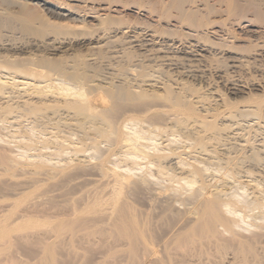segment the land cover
Wrapping results in <instances>:
<instances>
[{"label":"bare ground","instance_id":"bare-ground-1","mask_svg":"<svg viewBox=\"0 0 264 264\" xmlns=\"http://www.w3.org/2000/svg\"><path fill=\"white\" fill-rule=\"evenodd\" d=\"M121 29L125 61L108 76L87 60L112 51L50 58L30 41ZM209 49L213 69L191 54ZM260 49L264 0H0V245H30L39 264H215L199 257L210 246L229 264H264V140L247 135H264ZM138 67L135 86L126 71ZM211 83L220 103L201 91ZM234 125L240 151L218 152Z\"/></svg>","mask_w":264,"mask_h":264},{"label":"rangeland","instance_id":"rangeland-1","mask_svg":"<svg viewBox=\"0 0 264 264\" xmlns=\"http://www.w3.org/2000/svg\"><path fill=\"white\" fill-rule=\"evenodd\" d=\"M124 30V29H123ZM122 29L121 30H118L116 33H114V34H116V36H114L113 34H110L108 37L107 36H99V37H96L95 38V40H87V39H81V40H68V39H61V40H54L53 39V37H47L46 39H43L42 41L41 40H39V39H32V38H30V41H32V43L31 44H34V43H37V45H39V46H41L42 45V47H40V48H44L43 46V44H46V48H47V50L46 51H41V52H37L38 53V55L41 53H43L45 56L47 55L48 57H56L57 58V56L58 57H60V56H62V55H67V54H69V55H67V56H70V55H72V54H74V55H76V54H78V50H82V52H83V50H85L84 52H86L87 51V49L86 48H92V49H94L95 51L98 49H102V50H105V51H107V52H109V51H112V53H108L109 54V56L111 57V61H109V59H102V60H94V59H92V60H87L88 62H90V64H91V66H93V67H97V66H99L100 67V70H101V74H104L105 76H108L112 71H114L118 66L117 65H115V64H123L124 63V61H125V58L123 57H121L122 56V53H121V51H122V45H120V43L115 39V37L117 38L118 36H121V32L123 31ZM150 32V31H149ZM148 32V33H149ZM138 33V34H137ZM135 34H137L138 36H140V35H142V31L140 30V29H136L134 32H128L127 33V35H129V36H132V35H135ZM8 35H10V34H8ZM102 37V38H101ZM144 37V36H143ZM132 38V37H131ZM149 38V36H147V39ZM133 39V38H132ZM166 40V39H165ZM41 41V42H40ZM112 41H114V42H112ZM192 41V40H191ZM88 42H91L90 44L88 43ZM193 42V41H192ZM5 43H8V42H4V45L6 46V44ZM13 43H16V44H18L17 46H21V47H19V49H18V51L17 52H22V53H27L28 52V49L27 48H25L26 47V44H24V42H22V40H21V42L20 41H18L17 42V40L16 41H14ZM113 45H112V44ZM23 44V45H22ZM133 44H135V43H133ZM51 45V46H50ZM53 45V46H52ZM114 46V47H113ZM124 46H128V45H124ZM23 47V48H22ZM159 48V45L158 44H156L155 45V48ZM149 48V47H148ZM115 49V50H114ZM117 49V50H116ZM77 50V52H75ZM187 50H189L188 48H186V51ZM116 51H118V52H116ZM141 52H144V51H142V50H140ZM209 51L211 52V50L209 49L208 51H199L198 53H197V55H196V53L195 52H192L191 54H194L193 56H192V58L194 59H199V58H201V59H203L204 60V62L203 63H208L209 65H210V68L211 69H213L214 68V66H216V65H214V64H216V62L215 63H213L214 61H212V62H210L211 61V58L213 57V56H211V55H213L212 53L213 52H211V53H209ZM212 51H214V50H212ZM262 51V52H261ZM75 52V53H74ZM163 50H161L160 52H158L157 54H156V56L157 55H162L163 54ZM216 52V56L217 57H220V55L221 54H223V53H218V51H215ZM46 53V54H45ZM121 53V54H120ZM259 55H258V54ZM42 54V55H43ZM181 57L182 56H184V54H182V53H178ZM199 54V55H198ZM219 54V55H218ZM234 55L233 53H225V56H228V55ZM264 55V49L262 50V49H260V50H258V51H256V55H254L253 56V59H254V61H252L253 59L252 58H249V60H250V62L252 61V62H255L257 59L258 60H263L264 59V56H262V55ZM74 55H72V56H74ZM112 55V56H111ZM116 55V57H114ZM189 55V54H188ZM262 57H261V56ZM41 56V55H40ZM72 56H70V57H72ZM121 57V58H120ZM257 57V58H256ZM191 58V57H190ZM209 58H210V60H209ZM261 58V59H260ZM207 60V61H206ZM134 62V64H137V63H135V62H139V61H133ZM132 62V63H133ZM250 63L251 64V67L249 66V65H244V66H247V67H244V66H242L241 67V69H239V70H241V71H243V73L244 72H246V73H248V72H252V71H255L256 69L254 68V67H252L253 66V63ZM258 62H261V61H258ZM262 62H264V60L262 61ZM111 63H113V65H111ZM145 64L147 63L146 61L144 62ZM211 63V64H210ZM93 64V65H92ZM100 64V65H99ZM152 63H150L149 65H151ZM112 66V67H111ZM117 66V67H116ZM248 66H249V68L250 69H248ZM104 67V68H103ZM164 67V66H163ZM106 68V69H105ZM243 68V69H242ZM99 69V68H98ZM118 69V68H117ZM139 69V71H137V73H136V75H138V77L136 76V75H133V72H130V71H126V76H128V78H130L131 79V83L133 84V83H137V84H141V85H143L144 83H142V81H141V78H140V68L138 67L137 68V70ZM247 69V70H246ZM104 70H106V72L104 71ZM148 70H149V68H148ZM164 70V69H163ZM246 70V71H245ZM214 71V70H213ZM212 71V72H213ZM132 73V74H131ZM157 74V73H156ZM216 75H218V73L216 74ZM140 78V79H139ZM119 79V78H118ZM118 79H113V82L114 83H118V81L120 80H118ZM107 80H109V79H107ZM138 82H140V83H138ZM133 85H135V84H133ZM220 85V84H219ZM136 86V85H135ZM158 86H160V84H157L156 85V87H158ZM210 86H212V87H214L215 85H213L212 83L210 84ZM209 86V88L208 87H206V88H204V86H203V88L201 89V91L203 92V93H212L216 88L214 87V88H212V87H210ZM143 87H146L147 88V86H143ZM219 88H221L220 90H222V86H220ZM207 89V90H206ZM214 89V90H213ZM203 90H205V91H203ZM212 90V91H211ZM208 91V92H207ZM245 92H247V90H245ZM215 92H213L212 94H214ZM259 93V92H258ZM215 94H217V93H215ZM212 95L211 96V98H210V101H211V104H215V102L216 103H220L219 101V97L217 96V95ZM241 94V95H240ZM240 94H238L237 96H235V97H238V98H241V97H243V96H246L245 94H243V93H240ZM214 97V98H213ZM240 105V104H239ZM233 129L232 130H230V131H228V132H225L224 134H223V136H222V134H221V136L223 137V139L219 142V143H216V142H213V143H216V144H214V147H216L215 149H217V151L218 152H220V153H226L227 151H230V153L231 152H234V151H240L239 149H241L240 147H241V144L243 143V141H244V138H243V134L245 133V131H243V130H241V128H237V126H233L232 127ZM257 131H262L261 129L260 130H256V132ZM240 132V133H239ZM253 132H251L250 134H247V135H249L248 136V138H249V142H250V144H253L255 147H261V143L263 144V137H264V135L263 134H259V133H253ZM260 133H263V132H260ZM246 135V134H245ZM247 135H246V137H247ZM241 136H242V139H241ZM262 136V137H261ZM221 137V138H222ZM245 137V136H244ZM226 139V140H225ZM242 141V142H241ZM223 142V143H222ZM254 142V143H253ZM240 143V144H239ZM259 143H260V145H259ZM223 144V145H222ZM244 144V143H243ZM249 144V145H250ZM258 144V145H257ZM239 145H240V147H239ZM224 146V147H223ZM235 146H236V148H235ZM227 147V148H226ZM231 147H233V148H235V149H233V148H231ZM239 149H238V148ZM250 148V146H246V148H245V151H247L248 149ZM226 149H228L227 151H226ZM238 149V150H237ZM263 149H264V147H263ZM236 152H234V153H232V154H230V155H233V154H235ZM227 154H228V152H227ZM262 156H264V153L262 154ZM264 162V159L262 160V163ZM262 163H259L258 164V170L259 171H261L262 172V176L260 177V176H257V175H259L261 172H259L257 169V171L255 170V177H259L260 179H261V182H262V177H263V171H264V165L262 164ZM244 164H246L245 166H247V163L245 162ZM259 166H260V168H259ZM257 172V173H256ZM257 174V175H256ZM245 178V177H244ZM259 178H257L258 180H259ZM22 179V177H20L19 178V180H21ZM243 179V177H241V180ZM243 180H245V179H243ZM246 180H247V178H246ZM52 181H58V180H52ZM49 182H51V181H49ZM45 183H47V182H45ZM262 184H264V181L262 182ZM48 186V185H47ZM46 185H44V186H41V187H36V188H33V189H31V190H29V191H27L25 194H23L21 197L22 198H24V197H26V196H28V194H29V196L30 197H34V196H36V195H40V194H42L43 193V191H44V189L47 187ZM253 234H255V230H253V231H251V232H245V233H243L242 234V236H240V237H238V238H240V239H247V240H249V239H251L252 237H253ZM222 238V237H221ZM260 239H262V238H260ZM261 241V243H262V240H260ZM263 242H264V240H263ZM261 243H260V245H256V247L259 249V250H261L260 249V246H262L264 243H262V245H261ZM262 247H264V245L262 246ZM261 247V248H262ZM29 248H31V246L30 245H26V246H18V245H13V244H11V245H0V264H39V262H41L42 261V259H39V258H37V257H34V256H36L37 255V253H33V254H29L28 252H26V249H29ZM198 248L196 247L193 251H195V252H198ZM226 250V249H225ZM224 249L223 250H221V251H219V250H215V248H212L211 246L210 247H204L203 248V253L202 254H200L199 255V257H202L203 256V254H204V257L206 258L207 256L209 257V262H214L215 264H229L228 262H233L232 260H233V255L231 254V251L229 252V251H226V252H223V251H225ZM94 252V251H93ZM90 253H88V255H89ZM78 259V261L76 260V259ZM75 258H73V259H71V261L68 263V264H127L128 262L126 261V260H123V259H112V258H105V260H100L99 259V257L98 256H96V255H91V259L90 260H88V261H86V262H82V259H80V257L79 258H77V257H75ZM75 259V260H74ZM236 262H235V264H237L238 262H237V260H235ZM17 262H19V263H17ZM127 262V263H126ZM234 264V263H233Z\"/></svg>","mask_w":264,"mask_h":264}]
</instances>
